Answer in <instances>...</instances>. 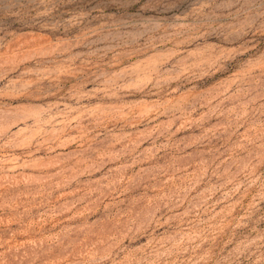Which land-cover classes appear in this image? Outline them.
I'll list each match as a JSON object with an SVG mask.
<instances>
[{
	"label": "rangeland",
	"instance_id": "1",
	"mask_svg": "<svg viewBox=\"0 0 264 264\" xmlns=\"http://www.w3.org/2000/svg\"><path fill=\"white\" fill-rule=\"evenodd\" d=\"M0 264H264V0H0Z\"/></svg>",
	"mask_w": 264,
	"mask_h": 264
}]
</instances>
